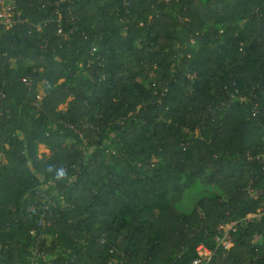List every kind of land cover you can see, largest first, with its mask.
Instances as JSON below:
<instances>
[{"label":"trees","instance_id":"16d2710c","mask_svg":"<svg viewBox=\"0 0 264 264\" xmlns=\"http://www.w3.org/2000/svg\"><path fill=\"white\" fill-rule=\"evenodd\" d=\"M18 1L28 22L0 29V264L30 262L38 189L56 202L51 264H192L201 243L207 264H264V214L215 241L264 208L249 160L264 149V0H75L68 37L43 25L56 0Z\"/></svg>","mask_w":264,"mask_h":264},{"label":"built area","instance_id":"2783aa9c","mask_svg":"<svg viewBox=\"0 0 264 264\" xmlns=\"http://www.w3.org/2000/svg\"><path fill=\"white\" fill-rule=\"evenodd\" d=\"M41 3V7H45L46 3L44 0H38ZM164 2H169L170 0H160ZM75 0H56L54 3V9L51 11V14L44 20L43 25H47L50 22H55L57 26V33L64 37H68L70 33L75 31V27H71L69 31H65V19H64V7L63 4H67V10L69 12L70 23L77 20V16L73 13L71 9V4ZM127 4V3H126ZM179 20H183L182 17H179ZM28 22V18L20 6L18 0H0V29L6 31L11 30L17 27L20 24ZM37 28H41V24L37 25ZM194 42V40H192ZM98 51V47L93 44L91 50V56H95ZM90 60L88 65L91 64ZM82 66V64H80ZM22 80L28 84H31L33 78L31 76H24ZM43 94V92H41ZM231 99L234 100L238 98L241 101H245L247 97L241 95L240 93H231ZM43 96L39 93L36 95V101L34 105L40 107ZM224 103V102H223ZM253 158L254 160L260 162L264 166V149L258 152L254 157H249V160ZM248 193L251 196H258L261 193V190L256 189L252 186V181L246 187ZM56 207V202L52 199L51 195L46 193L43 190L38 189L35 193V200L33 203L27 206L26 214L29 217H32L36 221V227L29 230V235L32 237V257L28 264H37L38 259L44 258V264H51V260L47 254L42 251L43 245H45L47 240V229L51 228L55 220L54 208ZM264 214V208H259L256 212H250L245 217L237 220L229 221L228 223L221 225L218 228V233L215 235V241L217 246H222L225 249H229L233 245V233L238 229L240 225H244L249 221H252L255 218H259ZM257 238V237H256ZM104 241V240H103ZM197 256L192 260V264H207L212 255L213 251L208 249L205 244L201 243L196 248ZM118 259L112 258L107 264H114ZM122 263V261H120Z\"/></svg>","mask_w":264,"mask_h":264},{"label":"rangeland","instance_id":"374dc122","mask_svg":"<svg viewBox=\"0 0 264 264\" xmlns=\"http://www.w3.org/2000/svg\"><path fill=\"white\" fill-rule=\"evenodd\" d=\"M14 62H15L14 59H11V64L12 65L14 64ZM44 88H45V81L44 80H40L39 83H38V87H37V93L38 94L40 93L43 97H44V94H45L44 93ZM41 92H43V94ZM70 99L71 98H68L67 101L64 104H62V105H60L58 107V109L62 110V111L66 110L68 108V106H69L68 102L70 101ZM50 153H51L50 149H48L45 145L40 144L38 146V156L40 158H42V159L47 158L50 155ZM6 162H7L6 154L5 153H1L0 154V166L5 165Z\"/></svg>","mask_w":264,"mask_h":264},{"label":"crops","instance_id":"0c3cea01","mask_svg":"<svg viewBox=\"0 0 264 264\" xmlns=\"http://www.w3.org/2000/svg\"><path fill=\"white\" fill-rule=\"evenodd\" d=\"M40 145V144H39Z\"/></svg>","mask_w":264,"mask_h":264}]
</instances>
